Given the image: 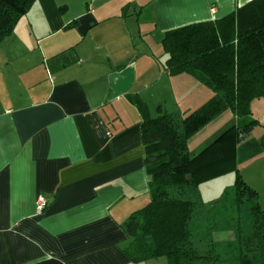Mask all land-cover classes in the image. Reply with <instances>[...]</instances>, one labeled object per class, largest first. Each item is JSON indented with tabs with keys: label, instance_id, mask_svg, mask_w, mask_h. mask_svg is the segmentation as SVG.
<instances>
[{
	"label": "crops",
	"instance_id": "0c3cea01",
	"mask_svg": "<svg viewBox=\"0 0 264 264\" xmlns=\"http://www.w3.org/2000/svg\"><path fill=\"white\" fill-rule=\"evenodd\" d=\"M248 1L31 4L0 40V264H155L122 251L123 221L149 201L138 104L154 117L206 102L192 75L165 72L162 38ZM253 101L259 122L235 152L264 209V98ZM222 113L194 133L219 127L199 134L201 149L236 122Z\"/></svg>",
	"mask_w": 264,
	"mask_h": 264
},
{
	"label": "trees",
	"instance_id": "16d2710c",
	"mask_svg": "<svg viewBox=\"0 0 264 264\" xmlns=\"http://www.w3.org/2000/svg\"><path fill=\"white\" fill-rule=\"evenodd\" d=\"M34 1L0 0V40ZM161 43L167 55L165 72L190 74L212 95L190 112L161 108L154 117L138 104L149 201L123 221L127 239L122 251L133 262L165 256L167 264H218L215 226L207 224L209 212H218L226 191L203 198L200 185L233 173L236 212L248 205L251 219L249 230L241 220L231 227L234 261L264 264V209L240 173L235 152L259 122L252 101L264 98V0H250L219 19L169 29ZM224 110L236 122L192 153L189 138ZM199 220L207 226H198Z\"/></svg>",
	"mask_w": 264,
	"mask_h": 264
},
{
	"label": "rangeland",
	"instance_id": "374dc122",
	"mask_svg": "<svg viewBox=\"0 0 264 264\" xmlns=\"http://www.w3.org/2000/svg\"><path fill=\"white\" fill-rule=\"evenodd\" d=\"M68 1L79 3L80 0ZM258 100L260 99H255L253 102H256ZM218 116L220 117L224 115L222 113V115ZM225 121L226 120H224L223 123ZM218 128V126H215V124L211 123L210 127L207 130L204 129V131H200L201 133H197L198 135L193 134L188 141L191 152L194 153L201 149V142H197L200 136L199 134H208L212 131H216V129ZM233 180L234 174L227 173L221 177L206 181L200 185V191L203 198L216 197L220 193L226 191V193H224L225 196L221 198L220 205L217 207L218 212H209L210 219L208 220L207 224L209 226H215L213 236L216 242V252L219 253L220 262L218 264H236V262L234 261V234L231 228L232 225H235V221L241 220V223L244 225L246 230H248L251 226V219L249 213L247 212L248 205L244 206L241 212H236L235 203L233 202ZM204 223L205 222L203 220H199L197 225L205 228V226L207 225H204ZM152 262H155V264H167V259L165 256H162L156 258L155 261ZM200 264L205 263L201 262Z\"/></svg>",
	"mask_w": 264,
	"mask_h": 264
},
{
	"label": "built area",
	"instance_id": "2783aa9c",
	"mask_svg": "<svg viewBox=\"0 0 264 264\" xmlns=\"http://www.w3.org/2000/svg\"><path fill=\"white\" fill-rule=\"evenodd\" d=\"M47 200L43 195H38L37 200H36V213L40 214L45 206H46Z\"/></svg>",
	"mask_w": 264,
	"mask_h": 264
}]
</instances>
